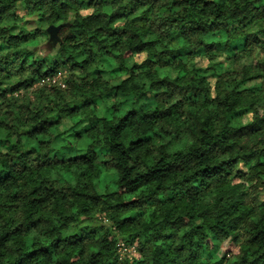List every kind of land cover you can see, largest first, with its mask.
Here are the masks:
<instances>
[{
  "label": "trees",
  "instance_id": "obj_1",
  "mask_svg": "<svg viewBox=\"0 0 264 264\" xmlns=\"http://www.w3.org/2000/svg\"><path fill=\"white\" fill-rule=\"evenodd\" d=\"M0 264H264V0H0Z\"/></svg>",
  "mask_w": 264,
  "mask_h": 264
},
{
  "label": "rangeland",
  "instance_id": "obj_2",
  "mask_svg": "<svg viewBox=\"0 0 264 264\" xmlns=\"http://www.w3.org/2000/svg\"><path fill=\"white\" fill-rule=\"evenodd\" d=\"M81 14H86L88 11H84V10H80L79 11ZM17 13H18V15L20 16V17H22L25 13H24V9H23V7H21V6H19V8H18V11H17ZM72 13V11L69 13V17H70V14ZM68 17V18H69ZM28 19H30V17H27ZM47 41H48V38H43L42 39V42H41V44H42V47H45L46 46V43H47ZM39 53H41V52H39ZM67 77H68V73H66V72H63V74L60 76H57L55 79H54V81L55 82H53V79H51V80H49V79H46V80H43V81H39L38 83H36L30 90H29V93H31L33 90H35L36 88H38V87H45V86H50L49 85V83H55L54 85H59V86H61L62 88L63 87H65L66 85H65V81H66V79H67ZM17 80V78H13L11 81H16ZM55 87V86H54ZM23 93V92H22ZM127 250V246L126 247H124L122 244L120 245V248H119V252L120 253H123V252H125Z\"/></svg>",
  "mask_w": 264,
  "mask_h": 264
},
{
  "label": "water",
  "instance_id": "obj_3",
  "mask_svg": "<svg viewBox=\"0 0 264 264\" xmlns=\"http://www.w3.org/2000/svg\"><path fill=\"white\" fill-rule=\"evenodd\" d=\"M68 26V24H60V25H49L46 28V32L48 34V41L46 43V47L48 50L53 49L59 42V31L63 28Z\"/></svg>",
  "mask_w": 264,
  "mask_h": 264
}]
</instances>
